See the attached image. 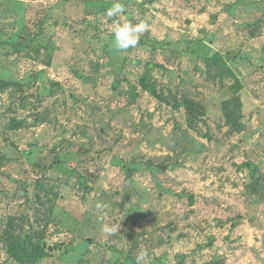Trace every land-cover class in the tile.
<instances>
[{"label":"rangeland","instance_id":"rangeland-1","mask_svg":"<svg viewBox=\"0 0 264 264\" xmlns=\"http://www.w3.org/2000/svg\"><path fill=\"white\" fill-rule=\"evenodd\" d=\"M113 2L0 0V264H264V0Z\"/></svg>","mask_w":264,"mask_h":264},{"label":"clouds","instance_id":"clouds-1","mask_svg":"<svg viewBox=\"0 0 264 264\" xmlns=\"http://www.w3.org/2000/svg\"><path fill=\"white\" fill-rule=\"evenodd\" d=\"M126 8L122 0H114L111 7L106 9V16L108 18L120 17L125 13ZM149 24L145 20H139L137 23L124 22L121 23L118 19H113L112 26L109 29V34L112 38V45L117 50H127L130 47H136L143 34L149 31ZM106 207L105 204L97 202L95 205L96 210L103 211ZM119 224L103 225L102 231L106 235H112L118 231ZM148 252L146 249L140 250L136 255V264H143Z\"/></svg>","mask_w":264,"mask_h":264},{"label":"trees","instance_id":"trees-1","mask_svg":"<svg viewBox=\"0 0 264 264\" xmlns=\"http://www.w3.org/2000/svg\"><path fill=\"white\" fill-rule=\"evenodd\" d=\"M215 55L218 59L220 60L222 59L218 53H216ZM153 93L156 97L160 99V96L157 94L156 91H154ZM221 111H222L221 118L223 125L229 127H237L241 125L242 103L237 88H234L232 90V96L222 103ZM123 168L128 172H131L132 170V168L128 166L127 163H124ZM32 248L34 251L37 250L34 248V246H32Z\"/></svg>","mask_w":264,"mask_h":264}]
</instances>
